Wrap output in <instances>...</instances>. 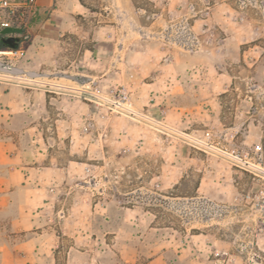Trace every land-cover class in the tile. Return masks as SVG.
Listing matches in <instances>:
<instances>
[{
	"label": "rangeland",
	"instance_id": "1",
	"mask_svg": "<svg viewBox=\"0 0 264 264\" xmlns=\"http://www.w3.org/2000/svg\"><path fill=\"white\" fill-rule=\"evenodd\" d=\"M34 26L15 125L64 179L36 229L0 211V264H264V180L218 151L264 164V0H53Z\"/></svg>",
	"mask_w": 264,
	"mask_h": 264
},
{
	"label": "crops",
	"instance_id": "2",
	"mask_svg": "<svg viewBox=\"0 0 264 264\" xmlns=\"http://www.w3.org/2000/svg\"><path fill=\"white\" fill-rule=\"evenodd\" d=\"M52 2L38 0L40 12L44 14L48 11ZM34 29L35 26L32 32ZM32 95L33 92L26 89L0 84V211L9 208L14 210L13 230L17 231L32 230L39 226L37 217L42 209L54 208L57 193L55 183L61 184L64 179L56 172L62 171L61 168L57 170L47 161H42L35 146L25 149L18 139L22 129L16 127L15 121L30 112L29 97ZM58 191L62 193V189ZM63 202L64 199L59 201L58 207L69 206ZM39 238H30L28 242L36 244Z\"/></svg>",
	"mask_w": 264,
	"mask_h": 264
},
{
	"label": "built area",
	"instance_id": "3",
	"mask_svg": "<svg viewBox=\"0 0 264 264\" xmlns=\"http://www.w3.org/2000/svg\"><path fill=\"white\" fill-rule=\"evenodd\" d=\"M38 0H0V30L3 28L16 27L22 30L16 48L0 50V84H8L17 87L30 86V80L23 69L17 67L27 58V51L20 44L28 38L33 22L41 15ZM208 16V12H207ZM259 145L252 150V155L238 148L230 151L218 150L222 158L226 159L234 167L244 170L264 180L263 156ZM261 200L264 201V183L259 191ZM215 255H219L218 252Z\"/></svg>",
	"mask_w": 264,
	"mask_h": 264
},
{
	"label": "water",
	"instance_id": "4",
	"mask_svg": "<svg viewBox=\"0 0 264 264\" xmlns=\"http://www.w3.org/2000/svg\"><path fill=\"white\" fill-rule=\"evenodd\" d=\"M22 30L16 27L3 28L0 30V37H2L3 42L8 48H16L19 37L14 36L15 34H21Z\"/></svg>",
	"mask_w": 264,
	"mask_h": 264
},
{
	"label": "trees",
	"instance_id": "5",
	"mask_svg": "<svg viewBox=\"0 0 264 264\" xmlns=\"http://www.w3.org/2000/svg\"><path fill=\"white\" fill-rule=\"evenodd\" d=\"M7 45L4 44L2 37H0V50L7 49Z\"/></svg>",
	"mask_w": 264,
	"mask_h": 264
},
{
	"label": "bare ground",
	"instance_id": "6",
	"mask_svg": "<svg viewBox=\"0 0 264 264\" xmlns=\"http://www.w3.org/2000/svg\"><path fill=\"white\" fill-rule=\"evenodd\" d=\"M1 54V53H0Z\"/></svg>",
	"mask_w": 264,
	"mask_h": 264
}]
</instances>
